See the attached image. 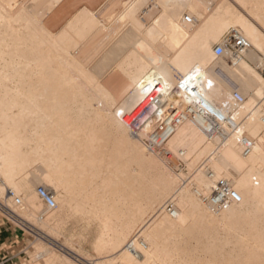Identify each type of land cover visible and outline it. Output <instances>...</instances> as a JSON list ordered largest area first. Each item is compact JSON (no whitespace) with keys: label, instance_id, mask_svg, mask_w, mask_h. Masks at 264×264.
<instances>
[{"label":"bare ground","instance_id":"bare-ground-1","mask_svg":"<svg viewBox=\"0 0 264 264\" xmlns=\"http://www.w3.org/2000/svg\"><path fill=\"white\" fill-rule=\"evenodd\" d=\"M230 29L251 45L232 66L211 48ZM262 56L264 0H0V195L40 214L26 264H264ZM154 84L182 107L204 97L236 126L208 139L188 119L149 151L154 119L134 135L122 116ZM219 183L235 200L212 212ZM72 220L97 227L93 259L63 235Z\"/></svg>","mask_w":264,"mask_h":264},{"label":"built area","instance_id":"built-area-1","mask_svg":"<svg viewBox=\"0 0 264 264\" xmlns=\"http://www.w3.org/2000/svg\"><path fill=\"white\" fill-rule=\"evenodd\" d=\"M250 48V43L238 31L230 29L223 36L222 41L213 46V51L217 58H223L228 62H232L233 59L241 57ZM262 63V74H264V56H262ZM159 87L157 84L151 86L150 90L135 108L126 115L128 119L126 122L127 127L134 135H138L147 122L154 119V127L149 131L147 139L144 141L145 147L149 151L162 149L173 136L176 129L188 119L192 121L199 120L203 125L201 130L208 139L214 137L224 139L223 128L233 129L236 126L231 117L214 107L204 97H198L192 103L182 107L173 102H165L164 100L168 96L164 95ZM232 101L235 105H240L243 103V98L240 94L234 92ZM240 144L246 152L250 151L251 143L245 138L240 139ZM8 194L10 197H14L11 191ZM37 195L46 207L50 209L55 207L52 196L42 186L37 188ZM234 200L235 193L232 187L228 183H219L213 188L211 194L206 199V204L212 212H220L228 209ZM14 202L16 205H19V198L16 197ZM166 209L172 212V203H167ZM0 214L13 224L31 232L30 229L25 227V224H29L4 204H0Z\"/></svg>","mask_w":264,"mask_h":264},{"label":"rangeland","instance_id":"rangeland-1","mask_svg":"<svg viewBox=\"0 0 264 264\" xmlns=\"http://www.w3.org/2000/svg\"><path fill=\"white\" fill-rule=\"evenodd\" d=\"M226 33H224L222 35L220 41L222 40L223 36L226 35ZM217 43H220V42H217ZM217 43H214V45L217 44ZM214 45L211 46L212 50H213V46ZM220 61L223 62V63H225V64H227V65H229V66H232L234 64V62H232V63L231 62H228L227 60H224L223 58H221ZM217 62H219V61H217V60L216 61H212L210 63L209 68L210 69H213V68H215V66L217 67V65H215ZM252 67L254 68L253 65H252ZM217 72H219L218 69H217ZM219 74H220L222 80H224L223 82L225 84L227 83L226 85L229 86L230 93H232V91H234V90H237L241 94V92L239 90L240 85H238L237 82H235V81L233 82L230 78H228L226 75H224L221 72H219ZM262 76H264V74H262ZM126 115L125 116H122V117L125 119L126 118ZM166 153L168 154L169 151L164 152L163 155L165 156ZM173 170L177 174L180 173V171H182L183 175H186L187 176L189 174V171H188V169H186L185 163L183 162V160H177V167L173 168ZM34 186L35 187H32L31 188V191L33 190V192L35 191L36 187H38L40 185L39 184H35ZM3 192L5 193V190ZM4 193H1V195H0L1 196L0 197L1 198L0 199V202L2 204H4V205L6 204L10 209H12V211L16 212L15 214H17L25 222H27L30 227L32 226L34 228V229L32 228L33 230L37 229L39 227L38 226L39 223L36 222L37 221L36 218L38 216H40V214L36 215L37 217L34 218V217H31V214L29 212H27L26 210L23 211V209H21L19 207L16 208V207L12 206L13 205V202H14L13 199H15L16 197L18 198L19 196L16 195L13 199L5 200L4 199V195H5ZM6 202H8V204ZM40 209H41L40 211H44L43 204H42V206H41ZM27 219H29V220H27ZM62 232H63V235L65 236V238L69 240L70 246H73V245L79 246L86 255H89L91 257L90 259H93L92 258L93 251H92V247H91V242L94 241L95 238H96V236H97V227L95 225H90L89 227H86L80 221H78V220L77 221L72 220V221H70L69 223H67L64 226V229H63ZM25 236H26V241H27V248L24 249V252L26 253V258H22L20 264L30 263L32 261V259H33L32 256H35V249H36L35 248V245L37 244L36 243L37 241H36L33 233H31V232H26L25 233ZM61 249L62 248L57 244L55 250L60 255L63 254V252L61 251ZM63 251L66 252V250H63ZM66 253H68V252H66ZM45 258H47V257H45ZM45 258H43V259H45ZM43 259L37 260L38 263L46 264L47 259H45L46 261L43 260ZM88 262L89 263H92L91 261H88ZM83 264H86V263H83Z\"/></svg>","mask_w":264,"mask_h":264},{"label":"crops","instance_id":"crops-1","mask_svg":"<svg viewBox=\"0 0 264 264\" xmlns=\"http://www.w3.org/2000/svg\"><path fill=\"white\" fill-rule=\"evenodd\" d=\"M25 227L32 231L34 229L27 224ZM26 232V229L13 224L0 214V264H20L22 258H26Z\"/></svg>","mask_w":264,"mask_h":264}]
</instances>
